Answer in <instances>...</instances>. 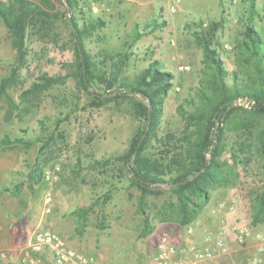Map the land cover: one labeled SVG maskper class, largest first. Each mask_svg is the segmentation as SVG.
Instances as JSON below:
<instances>
[{
    "label": "rangeland",
    "instance_id": "rangeland-1",
    "mask_svg": "<svg viewBox=\"0 0 264 264\" xmlns=\"http://www.w3.org/2000/svg\"><path fill=\"white\" fill-rule=\"evenodd\" d=\"M0 3L27 16L23 60L0 17V83L8 79L0 94V264H22L26 251L37 254L29 242L18 259L13 254L11 238L25 229L29 239L36 230H50L83 256L102 254L104 263L146 264L162 235L183 238L187 226L194 229L192 243L171 239L179 249H202L206 232H224L226 253L204 263L251 264L257 233L264 229V216L253 223L254 198L264 191V115L254 112V99L235 98L228 107L233 112L213 127L214 133L217 125L224 130L219 161L231 177L209 187L206 201L196 198L201 209L187 226L178 220L168 183L153 186L154 193L145 197L152 231L141 236L140 191L131 183L129 166L117 159L142 126L133 113V103L141 99L125 93L120 82L153 62L172 74L157 136L144 154L151 170H161L184 153L194 130L178 107L192 113L203 105L197 93L206 67L193 34L199 31L196 24L201 29L219 25L213 47L231 87L235 72L249 80L238 45L248 24L264 35V0H72L71 7L64 0ZM72 23L90 30L84 47L97 72L106 79L118 72L111 89L104 83H93L88 91L78 85ZM44 75L62 81L41 93L23 94ZM98 96H103L100 104ZM162 176L170 180L169 173ZM48 193L50 212L45 211ZM79 209H89L83 220L73 214ZM236 224L252 231L245 245L234 240L231 226Z\"/></svg>",
    "mask_w": 264,
    "mask_h": 264
},
{
    "label": "trees",
    "instance_id": "trees-1",
    "mask_svg": "<svg viewBox=\"0 0 264 264\" xmlns=\"http://www.w3.org/2000/svg\"><path fill=\"white\" fill-rule=\"evenodd\" d=\"M64 1L69 7L72 6V0ZM0 17L8 30L12 32L18 58L23 60L25 57L24 38L27 21L25 12L11 13L5 10L0 3ZM196 25L199 31H195L193 34L196 42L204 50L206 67L205 78L201 83L202 87L197 93L203 105L202 108L192 113L186 112L182 106L178 107V113L186 120L187 126L194 128L191 135L193 139L191 136L186 138L184 153L177 155L168 166H164L161 170H151L144 154L150 142L157 136L162 113V97L171 87L172 74L161 70L153 62L133 79L124 78L120 82V87L125 93L137 95L141 99L133 103V113L142 121V126L131 137L125 154L117 158L129 166V172L132 176L131 183L140 191L137 209L143 217L141 236H146L152 231L149 219L145 215V197L154 193L153 186L168 183L177 199L178 220L183 226H187L195 220L201 209L196 198L206 201L209 198V187L223 180L226 182L231 177L232 171L227 170L224 167L225 164L219 161L224 130L220 125H217V131L214 133L213 127L215 121L222 122L233 112L234 108L228 107L235 98L249 97L254 99V112L264 115V35L252 25L248 24L244 28L243 40L238 48L242 55L241 59H244L243 65L247 67L246 78L249 80L244 81L235 72L232 74L233 84L229 87L226 82L227 72L224 63L213 47L219 25L212 23L208 29H201V24ZM71 34L75 43V76L78 85L85 91H88L93 83H104L106 89H111L118 81V72L112 74V78L108 79L103 73L97 72L84 47V37L90 34V30L88 28L82 30L75 23H72ZM38 79L39 82L33 83L23 94H38L62 81L58 77L47 75ZM7 84V78L1 80L0 94ZM98 97H100L98 99L100 104L103 96ZM207 153H209V159L206 157ZM261 153L264 157L263 148ZM164 173L170 174L169 181L164 180L162 176ZM88 212L89 209H79L73 214H78L83 220ZM263 216L264 191L254 198L253 223L262 220Z\"/></svg>",
    "mask_w": 264,
    "mask_h": 264
},
{
    "label": "built area",
    "instance_id": "built-area-1",
    "mask_svg": "<svg viewBox=\"0 0 264 264\" xmlns=\"http://www.w3.org/2000/svg\"><path fill=\"white\" fill-rule=\"evenodd\" d=\"M47 179L51 177L47 175ZM51 195L48 193L45 196L46 212H50L49 204ZM234 240L239 245H245L248 239L252 236V231L249 227L236 224L231 226ZM224 232L212 233L206 232L203 235V241L206 244L202 249H197L193 246L179 249L173 243L169 235L164 234L157 242L155 252L151 258L152 264H201L205 261H210L218 255L226 253V245L223 240ZM183 235L192 237L194 229L192 226H187L183 229ZM259 245L257 252L250 259L251 264H259L262 261L264 254V229L257 233ZM29 249L31 252L41 253L47 251L53 264H92L93 260L87 258L74 249L69 247L63 238L50 230H36L32 233L29 239ZM179 256L177 257V255ZM22 264H34L31 261L23 260Z\"/></svg>",
    "mask_w": 264,
    "mask_h": 264
},
{
    "label": "crops",
    "instance_id": "crops-1",
    "mask_svg": "<svg viewBox=\"0 0 264 264\" xmlns=\"http://www.w3.org/2000/svg\"><path fill=\"white\" fill-rule=\"evenodd\" d=\"M12 230L16 232V228L14 226H12ZM27 233H28V230L25 229L21 234L17 235V238H16V236H13V239L11 238L10 243L14 246L13 254L15 255L16 259H18V257H19L18 254L20 253V251H22L23 248H25V247L27 248V246H28L29 236H27ZM171 239L178 244H180V243L181 244L182 243H185V244L192 243V241L189 240V237H186V236H184L183 238H180V239H176V237H172ZM17 245H20V247H17ZM94 248H95V246H94ZM94 254L97 255L98 257L95 258ZM84 256L92 259L93 260L92 264H109L107 262H105V263L103 262L104 256L102 254L93 253V254H84ZM22 257H23V260H28V261H31L32 263L35 262L37 264H53V262L51 260V256L47 251H43L42 253H37L35 256H33V255L30 256L28 251H26L25 253L22 254ZM146 264H152L151 260H148L146 262ZM201 264H206V263L203 262Z\"/></svg>",
    "mask_w": 264,
    "mask_h": 264
}]
</instances>
